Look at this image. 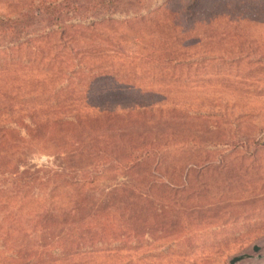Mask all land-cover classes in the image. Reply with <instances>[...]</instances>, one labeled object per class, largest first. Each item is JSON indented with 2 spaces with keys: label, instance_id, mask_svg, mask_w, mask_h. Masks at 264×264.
I'll list each match as a JSON object with an SVG mask.
<instances>
[{
  "label": "rangeland",
  "instance_id": "374dc122",
  "mask_svg": "<svg viewBox=\"0 0 264 264\" xmlns=\"http://www.w3.org/2000/svg\"><path fill=\"white\" fill-rule=\"evenodd\" d=\"M0 17L2 243L63 237L40 232L56 220L41 221L44 193L83 168L97 181L72 187L80 218L98 210L130 238L37 264H264V0H0ZM99 111L117 114L110 141L158 152L98 175L24 141L33 121Z\"/></svg>",
  "mask_w": 264,
  "mask_h": 264
},
{
  "label": "trees",
  "instance_id": "16d2710c",
  "mask_svg": "<svg viewBox=\"0 0 264 264\" xmlns=\"http://www.w3.org/2000/svg\"><path fill=\"white\" fill-rule=\"evenodd\" d=\"M27 34L29 33H20L17 41H20ZM116 115L114 111L108 113L99 111L97 114L86 115L59 114L60 117L57 116L58 118L56 117L57 119L55 118L54 122L53 119H47L42 124L33 121L26 131L24 141L28 143V146H40V148L42 147L47 150L62 152L68 159L79 160L80 163L92 167L94 171L99 172L98 175H102L105 171H133L144 160L148 159L155 152H158V149L143 143L139 145L130 143L121 146V143L117 144L115 141H110L109 137L115 136L116 128L111 131V135H108L110 132L101 133V130L113 122H117L118 124L119 120H115ZM114 125L116 126V124ZM75 136L81 137L80 139H74ZM7 139H9V135H7V132L3 128L0 130V147L7 143ZM119 151L123 152L121 156H117ZM111 154L116 155L112 157ZM89 160L94 163H88ZM80 170V176L77 179H72L71 181L63 180L64 186L67 189L65 188V191L62 193L70 192L69 199L63 201L64 194H58L57 190L44 193L46 201L48 199L49 201L57 200V202L55 206L48 203L49 205H47L46 209L44 208L41 221L46 223L47 219L53 217L56 220L51 225L48 224L41 227L40 232L43 236V234L51 233L53 226L55 228L61 226V229L63 228V231L66 232L63 237H56V239L51 236L41 237V241L32 248H25L22 245H9L7 237H3V243L0 239V246L5 255L13 261H19V263L14 264H37L43 260L50 259L53 254L58 253L60 255L69 252L93 253L104 244L123 243L126 238H130L122 237L121 239L123 240L119 241L120 237H117L118 233L113 228L115 224L113 219L98 210H95L93 215H89L90 218L85 222H83L84 219L80 218L81 215H84V210H86L85 199H80L83 194L72 187L84 189L97 181L96 174L95 176L85 175L83 173L84 169ZM63 175V172L54 171L53 176L45 175L44 173L40 179H42V183H48L52 178L62 177ZM15 185L17 189L18 184ZM107 226L112 228V231H108ZM127 228L125 229V233L130 231ZM121 235L123 236L124 232ZM64 237H68L69 239L63 240ZM26 259L29 260L26 261Z\"/></svg>",
  "mask_w": 264,
  "mask_h": 264
},
{
  "label": "water",
  "instance_id": "95a60500",
  "mask_svg": "<svg viewBox=\"0 0 264 264\" xmlns=\"http://www.w3.org/2000/svg\"><path fill=\"white\" fill-rule=\"evenodd\" d=\"M256 250H257V248H256ZM250 257H251V255H249V254H242V255L236 256L231 260L230 264H238L239 262H241L245 259H248Z\"/></svg>",
  "mask_w": 264,
  "mask_h": 264
}]
</instances>
